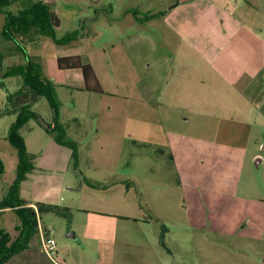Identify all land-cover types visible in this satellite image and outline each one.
Returning <instances> with one entry per match:
<instances>
[{"label": "crops", "instance_id": "1", "mask_svg": "<svg viewBox=\"0 0 264 264\" xmlns=\"http://www.w3.org/2000/svg\"><path fill=\"white\" fill-rule=\"evenodd\" d=\"M6 1L8 5L4 7L13 2ZM23 1L26 6L24 8L29 7L32 2H43L51 8L60 21L59 27L55 29L57 39L63 34L76 32L77 36L68 45L81 38L96 42L107 33L112 37L111 43L117 46L111 47L119 49L113 54L114 66L119 76L113 74L115 69L109 57L105 62L101 59L92 61L87 55L83 57L77 53L55 57L56 67L58 57L71 56H77L82 63L90 65L101 93L84 89L80 70L82 80L79 83L73 75L70 83L57 86L66 89L75 108L79 101L84 102L85 114L89 118H95L97 124L102 110L107 120L115 114L114 100L103 98L109 92L107 84L113 82L115 88L127 89V70H132L134 93L131 96L122 95V98H131L137 102L140 110L138 113L145 110L155 118V122L146 129L144 126L139 128L129 124L108 126L106 123L104 126L106 129L111 127L117 130L113 134L117 142L119 128L123 131L130 128L135 142L140 145L150 144L157 155L168 159L177 176L178 190H184L182 201L188 210V222L197 228H203V221L206 220L207 225L218 234L262 242L264 171L260 183L253 174V168L263 166L264 169V154L259 153V135L264 134L262 24L255 31L245 23L246 18L242 13H223L222 22L225 23L226 17L228 28L225 29L227 35L220 45V42L214 41V26L219 22L218 13L214 7L202 13L203 10H199L196 2H193L195 0L186 1L190 4L184 6L189 8L188 14L181 12L183 4L180 5V1H163L165 8L157 15L150 12L154 6L141 5L145 2L143 0ZM4 7H0L2 78L9 76L7 74L12 72V68L16 69V74L22 65L21 61L16 62V55H13V61L11 48L3 43L5 40L12 42L3 34L5 16L16 15L22 9L13 14ZM209 17L212 25L209 28L207 23V31L209 33L212 28L213 35L211 42L204 46L198 42L200 33L204 31L199 26L200 21L204 20L205 23ZM175 37L179 38L177 44L172 42ZM41 38L38 35H35V39L27 37V34L20 35L18 42L29 39L31 43L32 40L36 43ZM14 44V49L19 51L18 43ZM54 45L63 47L56 43ZM30 59L42 66L37 55ZM4 64H7L6 70H2ZM58 70L65 72L78 69ZM16 78L20 76L17 75ZM21 88L23 86L19 85L17 91ZM7 94L13 95L11 92ZM6 98L7 95H0V111L5 107ZM17 108L12 107L10 112L1 117L16 116L19 113ZM130 114L134 115L136 111L131 110ZM69 116L72 121L76 120L81 125V113L72 112ZM41 122L43 123L42 120ZM60 123L66 124L62 119ZM138 129L141 131L137 132ZM99 130L100 128L97 132ZM67 135L70 138L68 131ZM49 136L43 146L38 145L34 149L26 145L32 170L20 183L19 195L13 199L7 196L4 198L7 204L0 206V215L8 214L10 217L4 223V228L0 229V253L4 255L13 252L3 264L15 259H19L21 264H53L40 250L38 232L30 233L27 218H21L17 213L18 208L31 209L35 220H39L45 230L47 229L42 223V216L45 215L65 219L70 225L66 230L72 232L67 237L78 239L79 242H61L57 247V264H119V256L126 255V252L119 251L120 243H126L127 246L136 244L137 264H168L166 256L162 254L166 253L164 249L160 250V254L156 250L160 249L157 241L161 232L159 227L169 220L165 214L166 203L160 209L156 205L150 206L151 215L147 218L137 215L119 216L118 208L112 209V213L101 211L105 206L100 204L99 194H95L99 189L90 188L81 178H76L71 168V151ZM124 138L121 136L122 146L126 140ZM73 141L79 147L78 142ZM262 149L264 152V147ZM80 153L79 148L81 160ZM243 173H246V177L241 186ZM89 181L94 183L93 180ZM107 184H99L100 188L105 189L103 192L124 182L113 181L109 187ZM240 190L244 191L246 197L238 196ZM18 200L23 201L24 205L17 206ZM240 200L245 202L240 204ZM12 203L16 206L11 207ZM38 204L42 205V211L38 209ZM53 206L59 208L60 214L46 209ZM153 222L159 225L151 224ZM90 247H94V255H99L97 261L90 253ZM59 249L64 251L62 255Z\"/></svg>", "mask_w": 264, "mask_h": 264}, {"label": "rangeland", "instance_id": "2", "mask_svg": "<svg viewBox=\"0 0 264 264\" xmlns=\"http://www.w3.org/2000/svg\"><path fill=\"white\" fill-rule=\"evenodd\" d=\"M143 1L145 2L141 5L149 4L150 7L154 6L152 8L153 10H150L151 14L155 13L154 15H157L162 11L161 9L165 8L164 2H166V0H160L159 2L156 0ZM176 1H180V5L183 4L181 5V12L188 14L189 8L184 6L190 5L186 1L191 0H173V3H176ZM193 2H196L199 10H203L202 13L208 9H213V7L216 13H218L219 22L217 24L218 26H214V35L216 36L214 41L220 42V45L222 44L223 37L227 35L225 29L228 28L226 17L225 23L223 24L222 22L223 13H235V11L237 15L242 13L246 18L245 23L251 26L255 31L258 30L257 28L260 27V24H262V28H264V0H195ZM24 7L26 6L23 0H19L18 2L13 0L11 5L4 7V9L15 14L16 11ZM209 15L211 16V14ZM204 16L206 17L207 14ZM200 23L201 25L199 28H202L204 31L200 33L198 42L206 46L207 43L211 42V36L213 35L211 32L212 28L209 33L207 31V23H209V28L210 25H212L211 18H207L205 23L204 20L200 21ZM35 35H37L35 29L27 31V37L30 38L31 36V38L35 39ZM19 36L20 35H15L16 42L18 46L26 49L30 61H27L22 56L21 52H19L20 50L16 51V49H14L15 44L13 41L5 40L3 43L11 48L12 56H17L16 62L21 61L23 66L21 65L20 69L24 70L28 67H32L34 71L37 70L41 75L44 74L42 77L55 86L57 98L58 101H60L58 114L56 115H58L59 121L62 119L64 123H66L65 126L70 134V139L78 142V149L80 148L81 152L79 173L72 169L76 178H81L80 180H83V182L84 178L93 180L95 184L99 183L101 186L111 182V184H107L108 187L112 185L113 181L124 182V184H120L119 186L110 187L111 189L108 188V192H103L102 190L105 189H102V187L97 190L98 193L95 194H99V197H101V199H99L100 204L105 206V208H101V211L112 213V209L118 208L117 213L119 216L132 217L133 215H137L147 218L151 215V211L149 210L150 206L156 205V207L160 209L163 204L166 203L167 209L165 214L169 220L164 221L163 225L159 227L161 232L157 241L158 248L160 249L156 248V250L159 253L161 252L160 250L164 249L166 253L162 254L166 256L168 264H264V240L262 242H252L218 234L212 230L211 226L207 225L206 220L203 221L205 224L203 228H197L191 225L188 222L187 207L182 201L184 190H182V192L180 191L181 189L178 190L176 185L177 176L168 159L166 157L161 158L160 155H157L158 153L150 144L144 143L140 145L135 142L132 139L130 128H127L126 131L119 128V142L113 138V134H115L117 130L111 127L105 128L104 124L108 123V126L114 124L119 126L122 124H129L139 128L144 126L146 129L155 122V118L149 115L145 110L140 114L138 113L140 110L136 104L137 102L134 100L132 101L131 98H122V95L131 96L133 95L132 93H134V76L131 69L128 68L127 70L126 76L129 80L127 89L115 88L113 82L107 84L106 88L109 92L103 98L105 100H114L116 103V105H114L115 114L107 120L102 110L97 124L94 120L95 118H89L87 113L85 114L86 108H83V105H85L84 102L79 101L75 108L71 99H69V93L66 89L57 86L58 84L65 85L70 83L73 75L76 76V81H78V83L82 80V77L79 70L59 71L55 63L56 55L61 56L77 53L82 56L87 55L92 61L101 59L104 62L107 61L109 57L113 63V69H115L114 65L116 64H114L115 59L113 54L119 49L118 47H111L112 45H117L111 43L112 37L108 33L99 38L96 42L81 38L72 45L59 44L63 45V47L54 45V42L47 36H42L36 43L35 40H32L31 43L29 39H23L22 43L18 42ZM63 36L64 34L62 37ZM217 37L219 38L217 39ZM70 42L72 43L73 40ZM172 42L173 44L179 43V38H173ZM7 51H9V49H7ZM32 55L38 56L42 66L35 64L30 59V57H33ZM12 58L14 61V56ZM7 68V64H4L2 70H6ZM15 71L16 69L12 68V72L9 76L4 78L0 77V95L9 96V94H7L9 92L14 94L19 85H23V80H20L21 77L16 78L17 74H15ZM113 74L119 76L116 69L113 71ZM113 77L115 79V75H113ZM73 81H75V77ZM109 95L114 96L111 97ZM131 110L136 111V114H130ZM29 111L30 113L36 114L45 124H49L55 116V112L45 98H40L38 101L32 103ZM72 112H79L83 116L80 126L79 122L77 123L71 120L69 115ZM17 117L18 114H16V116L6 115L5 117H0V165L2 166V171L0 173L1 207L7 204L4 198L8 195L11 197H13L12 195H19L20 192V185L18 188H15L20 157L19 149L12 143L11 139L13 135L11 136L10 134L12 127L18 122ZM105 120L107 121L105 122ZM42 125L41 121L30 118L23 125L16 127L15 136L18 144L22 142L21 144H23L25 150L27 149L26 145L34 149L38 145H45L46 140H48L50 136L46 130L42 129ZM98 128H100V130L97 132ZM140 131V129L137 130V132ZM121 136L126 139L123 146ZM259 137V144L261 145L259 153L263 155L264 152L262 147H264V134L259 135ZM263 171V166L257 169L253 168V174L259 183ZM89 177L92 179H89ZM245 177L246 173H243L240 180L241 186L244 183ZM15 190L17 194L13 192ZM164 193L166 197H164ZM238 196L243 198L246 197L243 190L239 191ZM262 197H264V191H262ZM164 198L165 202H163ZM95 201L97 200L95 199ZM244 202L245 201L240 200V204ZM138 208L141 210H138ZM9 219L10 217L8 214L0 215V229L4 228V223L9 221ZM103 219H105V217H103ZM42 223L45 225L46 229L51 232V236L55 239L58 248L61 242H79L78 239L67 237L68 233L72 231L66 230L70 225L65 219L58 218L54 215H45L42 216ZM74 223H76V218H74ZM151 224L158 223L153 222ZM107 227H109V225ZM55 228L58 231L55 230ZM1 238L0 236V240ZM134 245L136 244L131 243L129 246H127L126 243L119 244V251L121 253L126 252V255L123 257L119 256L121 258L119 259V264H137V248H135ZM90 249V253L97 261L99 255H94L96 254L94 247H90ZM59 252L60 254L64 253L62 249H59ZM166 254H168V256ZM8 264L21 263L19 259H15Z\"/></svg>", "mask_w": 264, "mask_h": 264}, {"label": "trees", "instance_id": "3", "mask_svg": "<svg viewBox=\"0 0 264 264\" xmlns=\"http://www.w3.org/2000/svg\"><path fill=\"white\" fill-rule=\"evenodd\" d=\"M7 5L8 2L6 0H0L1 8ZM133 15L134 17H137L136 13H133ZM59 25V18L48 5L44 4L43 2H32L29 7L20 10L16 15L7 14L5 16L3 34L6 39L16 42L15 35H24L27 34V31L35 29L37 35L43 37L47 36L52 40V42L56 44H67L77 36V33L74 32L66 34L63 37L57 39L55 29L58 28ZM18 50H20L22 56L27 61H30L27 56L26 50L23 47L18 46ZM56 62L57 68L60 70H80L84 80V89L93 93H101V88L96 80L91 66L82 63L79 57H58ZM32 70V67H28L24 70L21 69L17 71L16 74L23 80V88H21L15 94L7 96L5 107L0 111V117L10 112L12 107H18L17 109L19 111L17 117L18 122L15 126L12 127L10 133L11 136L13 135L11 141L18 147L20 155L15 188L19 187L20 183L25 179L26 174L32 170L31 157L27 154L26 150L23 147V144H21L22 142L18 144L17 138L15 136V130L16 127L23 125L30 118L39 121V117L34 113H30L29 109L30 105L40 98H45L50 107L55 112V116L53 117L52 122H50L49 124L42 123V126L44 127L46 132L51 135V137L57 144L67 147L71 151V168L75 172L79 173V155L77 143L68 137L66 126L60 123L57 117L58 115H56L58 114L60 103L57 98L55 86L52 83L47 82L46 79L43 78L41 73H39L37 70ZM1 171L2 166L0 165V173ZM84 182L90 188H100L99 184L91 183L86 178H84ZM13 192L15 194L17 191L15 190ZM12 196L13 197L10 196L9 198L13 199L14 197H17V195ZM16 205L20 206L24 205V203L23 201L18 200L16 202ZM16 205L15 203H12L11 207H14ZM37 207L40 211H42L43 208L41 204H38ZM46 209L60 214V210L56 206L47 207ZM17 213L21 216V218L23 216L25 219L27 218L26 223L30 233L37 231V221L35 220V214L31 209L18 208ZM12 253L13 252H9L4 255L3 253H0V264H3Z\"/></svg>", "mask_w": 264, "mask_h": 264}, {"label": "built area", "instance_id": "4", "mask_svg": "<svg viewBox=\"0 0 264 264\" xmlns=\"http://www.w3.org/2000/svg\"><path fill=\"white\" fill-rule=\"evenodd\" d=\"M37 232L39 234L40 239V250L42 254L45 256V258L53 263L57 264L56 258H57V244L55 239L51 236V232L48 230H45L40 221L37 220Z\"/></svg>", "mask_w": 264, "mask_h": 264}]
</instances>
